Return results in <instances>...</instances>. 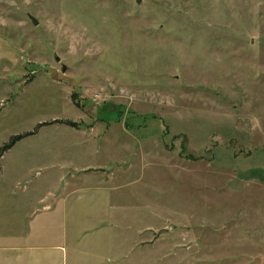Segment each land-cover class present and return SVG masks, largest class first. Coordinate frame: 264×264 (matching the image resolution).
I'll list each match as a JSON object with an SVG mask.
<instances>
[{
    "label": "rangeland",
    "instance_id": "1",
    "mask_svg": "<svg viewBox=\"0 0 264 264\" xmlns=\"http://www.w3.org/2000/svg\"><path fill=\"white\" fill-rule=\"evenodd\" d=\"M18 135L0 216L80 203L51 264H264V0H0V149Z\"/></svg>",
    "mask_w": 264,
    "mask_h": 264
},
{
    "label": "crops",
    "instance_id": "2",
    "mask_svg": "<svg viewBox=\"0 0 264 264\" xmlns=\"http://www.w3.org/2000/svg\"><path fill=\"white\" fill-rule=\"evenodd\" d=\"M13 172H15V166ZM106 176L109 179L112 173H108ZM41 192L39 190L37 193ZM62 194L63 192H52L51 188L48 187L45 194L28 199L30 203L24 202L27 200L25 197L15 201L14 195L11 202L12 213L7 214L5 217L0 216V221L15 222V225L10 227H4L3 224H0V264H51L52 253L46 252L45 248L52 237H54V240H58L61 235H52L46 230L54 226L55 232L58 228L60 230L57 232H60L62 227H66L69 218L76 220L79 217L78 206L80 203L73 202L70 207L68 206L66 186L64 188L65 197H62ZM28 217H31V219L27 228H20L18 222ZM102 217L101 220L110 217V220L114 221V216L112 219V216L106 212L103 213ZM155 219L157 218L155 217ZM145 228H147L146 225ZM142 233L143 231L139 230L138 235L131 238L129 244L137 246Z\"/></svg>",
    "mask_w": 264,
    "mask_h": 264
},
{
    "label": "trees",
    "instance_id": "3",
    "mask_svg": "<svg viewBox=\"0 0 264 264\" xmlns=\"http://www.w3.org/2000/svg\"><path fill=\"white\" fill-rule=\"evenodd\" d=\"M44 125H47V124H45V123L40 124V126H44ZM22 138H23V136H21V135L12 137L7 144H5V145H3L1 147L0 156L2 155L3 152H5L6 150L10 149L15 144L16 141H18V140H20Z\"/></svg>",
    "mask_w": 264,
    "mask_h": 264
},
{
    "label": "water",
    "instance_id": "4",
    "mask_svg": "<svg viewBox=\"0 0 264 264\" xmlns=\"http://www.w3.org/2000/svg\"><path fill=\"white\" fill-rule=\"evenodd\" d=\"M33 23L35 24V23H36V21H35V20H33ZM55 60H56V61H58V59H57V58H55Z\"/></svg>",
    "mask_w": 264,
    "mask_h": 264
}]
</instances>
